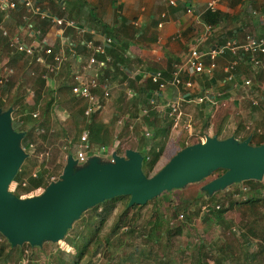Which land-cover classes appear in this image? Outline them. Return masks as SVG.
I'll list each match as a JSON object with an SVG mask.
<instances>
[{
    "label": "crops",
    "instance_id": "1",
    "mask_svg": "<svg viewBox=\"0 0 264 264\" xmlns=\"http://www.w3.org/2000/svg\"><path fill=\"white\" fill-rule=\"evenodd\" d=\"M170 1L172 0H33L41 5L48 15L73 19L78 24L77 28L67 27L64 30L54 25L49 18L50 22L46 24L45 19L36 14L30 6L20 5L17 9L6 12L0 10V23L11 35H19L21 40L34 45L37 51L43 53L46 61H51L47 59L50 55L44 52L47 46L61 50L64 54L61 69L57 73L48 72L44 65L34 63L31 56L9 46L10 49L9 38L0 34V61L8 60L9 65L14 68V74L11 76L13 80L10 78L7 82H15V89L19 88L21 91L25 89L26 100H32L38 95L41 98L45 89L53 92L64 82L73 84L78 82L80 77L90 78L97 70L85 67L90 57L95 55L98 60H103L105 55L96 53L93 46H87L85 50L79 51L77 45L79 41L89 40L93 41L94 45H107L106 38L110 37L115 45L110 49L109 56L112 60L106 68L109 69V73L105 76L113 83L111 97L100 118H92L99 127H102V136L92 139L89 129L86 128L93 152H100L95 143L105 147L102 155L106 157H110L112 152L119 148L122 151L121 153L117 151L120 155L130 148L148 155H151L152 149L156 153L164 149L157 161L158 166L166 155L167 138L182 128L186 129L187 134H204L202 141L207 135H218L217 132L220 134L219 138L252 137L253 132L247 131L250 129L249 126L241 127L235 124L236 120L233 118L237 113L245 117L246 111L232 104L241 103L247 98L240 84V75L251 78L253 96L259 101L264 99V79L261 80L259 75L262 71L255 69L247 60L238 66V80L225 81L222 67L233 58L231 53H227L219 57V65L215 72L185 76L192 81L191 87L182 85L177 89L169 85L159 90L156 98L160 103L180 100L183 115L177 125L173 117L150 104V98L157 89L151 75L160 71L163 78L169 80L175 65L186 61V57L199 40H202L200 48L208 49L227 40L242 43L247 34L264 36V0H221L216 10L222 14V21L212 26L202 19L209 0H173L175 4H171ZM187 8H191V11H187ZM29 22L34 25L33 31H30ZM85 31H89L91 37L86 36ZM262 60L264 61V56ZM256 87L262 96L255 95ZM28 89L34 90L35 97L28 95ZM200 97L204 98L203 101L198 100ZM110 104H113V109H109ZM60 106L64 108L65 113L68 112L69 109ZM221 107H227L225 111L228 117L218 125L215 121L211 122V119L215 118L216 111ZM229 120H234L235 123L232 121V126L226 124ZM198 121L201 123L198 124ZM260 130L261 128L258 129ZM135 131H140L144 138L135 137L129 146L124 147L123 142L135 134ZM129 132L132 134H127ZM98 139L102 140L98 142L96 141ZM209 177L202 187L215 178ZM263 180L260 181L264 184ZM208 195L204 193L205 197ZM226 223V226H229V222ZM231 227H228L229 233L232 231L240 234V230ZM181 238L183 247L189 245L188 242L192 243L186 236ZM193 244L200 248V252L204 247L207 249L204 239L197 241L195 238ZM210 245L215 255L211 264H264V222H258L257 226L249 225L246 237L217 236L213 237ZM185 253L187 259L184 260H191L188 251ZM136 254H124L120 259L129 261L133 255L137 261L139 255ZM202 255L194 264H204L202 261L206 256ZM186 263L193 264L192 261ZM172 264L179 263L175 261Z\"/></svg>",
    "mask_w": 264,
    "mask_h": 264
},
{
    "label": "rangeland",
    "instance_id": "2",
    "mask_svg": "<svg viewBox=\"0 0 264 264\" xmlns=\"http://www.w3.org/2000/svg\"><path fill=\"white\" fill-rule=\"evenodd\" d=\"M6 50L8 53L9 49L7 48ZM259 75L261 80H263L264 74L261 72ZM14 84L15 82L9 84L10 91L7 92L5 97L6 105L3 107L4 110L13 107L11 104L21 98L20 96L23 94V91L20 92L19 88L15 89ZM259 88L256 87L257 91L255 92L258 97L262 94L258 90ZM36 89L38 88L36 87ZM62 95L63 97L60 99L62 104H60L69 109L67 113L64 112V108L61 106L58 108L54 106L55 109H52V94L49 89H45L41 94L40 116L38 117V119L42 118L40 122L43 123L40 131L41 135L35 136V141L32 143L33 148L28 151L29 155L26 156L19 168V170L22 169L25 180H27L28 176L38 173L41 165H44L43 167L45 168L48 167L50 174L56 176L63 171L69 154H73L76 159L78 141L83 131L80 127H82L83 122L78 120L77 126L75 123L76 118L71 114L77 111L80 103L73 99L72 96H68L66 92ZM232 104L238 105L247 114L245 117L239 113L235 114L233 118L236 123L232 120L235 124L241 127L243 125V127L249 126L248 132L264 133V99H261L260 104L257 106L253 105L248 98L243 99L241 103L237 104L234 102ZM109 109H113V104ZM226 109L227 107L219 108L211 122L215 121V124L220 125V121H226L228 117ZM23 110L24 105L19 102L18 108L12 112V118H17L27 113L32 115L33 110L27 113L26 111L23 112ZM101 114L102 110L96 113L93 118L99 119ZM232 121L229 120L226 124L228 123L232 126ZM198 122V124L201 123V121ZM259 128H261L260 131H258ZM180 131L181 133L179 134ZM180 131L174 132L173 136L167 138L166 155L155 171L153 170L150 173L151 176L181 149L182 140L186 139L187 132L185 128ZM127 134L132 133L129 132ZM177 134L181 136V139L176 138ZM135 137L144 138L140 131H135V134L123 142V146H129ZM100 140L102 139L96 141L100 142ZM95 144L100 152L103 153L105 151L101 149V145ZM59 164L63 168L57 170L56 165ZM80 165L81 163L78 162L75 166L79 167ZM222 173H224V170L219 169L209 178L217 177ZM205 180L206 178L199 182L190 183L184 188L173 189L169 192L165 191L156 199L144 205L142 209H131L129 216L133 218L130 224H126L124 227L120 226L116 233H113L112 230L117 218L125 209L123 200H118L116 208L104 224L99 220L98 211L89 208L72 224L63 239L57 242L45 241L40 247H32L30 244L25 243L24 250H26V255L24 258L33 260V263L31 262L30 264H73V261L78 256V251L82 249L84 253L80 261L81 264L88 263L90 258L88 254L90 253H97V255L93 257L95 260L92 259L88 264H119L120 256L130 253L139 255L138 260L135 262L137 264H172L175 261L179 264H187L186 262L192 261L194 264L197 258L199 259L203 256L202 254L206 256L202 262L211 264V260L215 258L214 249L210 245L213 237L222 236L228 238L231 236L238 237V235L246 237L249 233V225L255 224L257 226L258 222H264V189L259 188L257 192L249 190L248 197L255 196L260 199L256 206L252 208L247 202H240L236 200L237 197H234L235 195L233 196L234 192L239 191L243 186L250 188L252 183L232 184L214 193L210 199L204 196L205 192L202 189ZM9 189L14 191L16 183L13 182ZM44 190L45 188L43 187L37 188L24 193L21 197L38 195ZM226 208L228 209L223 213L222 218L218 219L216 217L218 211ZM101 210L102 207L99 208V211ZM180 213L184 214L182 219L178 218ZM226 222H229V226H226ZM230 226L240 230V234L232 231L229 233L228 227ZM182 236H186L188 241L192 243L188 242L189 245L183 247L184 245L181 244V242L183 243ZM195 238L197 241L204 239L207 243V249L204 247L202 252H200V248L198 249L193 244ZM86 244L87 246H85ZM186 251L191 255V260H184V258L187 259L185 257ZM18 254L19 252H15V255L9 258L8 262L2 261L0 264H16L18 262ZM164 257L165 259L163 260L162 258ZM139 258H142V260H139Z\"/></svg>",
    "mask_w": 264,
    "mask_h": 264
},
{
    "label": "water",
    "instance_id": "3",
    "mask_svg": "<svg viewBox=\"0 0 264 264\" xmlns=\"http://www.w3.org/2000/svg\"><path fill=\"white\" fill-rule=\"evenodd\" d=\"M12 112L13 107H0V233L12 246L57 242L83 212L116 196L129 195V206L146 204L219 169L224 173L202 187L209 195L234 183L264 177V143L253 145L251 136L240 140L207 135L181 148L152 176L144 173V155L135 149H126L123 155L113 151L110 157L94 153L79 167L69 154L59 179L41 194L19 197L9 187L28 153L21 143L25 132L12 126Z\"/></svg>",
    "mask_w": 264,
    "mask_h": 264
},
{
    "label": "built area",
    "instance_id": "4",
    "mask_svg": "<svg viewBox=\"0 0 264 264\" xmlns=\"http://www.w3.org/2000/svg\"><path fill=\"white\" fill-rule=\"evenodd\" d=\"M221 0H209L207 3V9L216 11L218 4ZM171 4H175L172 0ZM20 5L30 6L32 10L38 14L42 19L49 18L51 22L58 26L61 30L66 29L67 27H78V24L73 19H68L59 16L48 15L47 12L33 0H0V10L9 11L12 9H17ZM187 11H191V8H187ZM33 23L29 22L30 31H33ZM83 31V29H81ZM0 34L4 37L9 38V46L12 49H15L18 52H23L33 58V62L39 65H44L48 72L57 73L63 64L64 54L61 50L55 51L52 46H47L44 49L45 54L52 56L50 62L46 61L44 55L41 51H37L34 45H30L19 37V35H11L9 30L0 23ZM34 34V33H33ZM112 38H106L105 43H111ZM202 40H199L198 43L191 49L189 56L186 57V61L181 64H176L172 72V76L169 80L163 78V75L160 71L153 73L151 75L152 81L157 85L156 92L152 94L150 98V104L159 108L161 111L166 112L170 117H173L175 124H179L183 112L181 109L180 100H171L167 103L158 102L156 95L159 90L167 88L169 85L179 89L182 85L185 87H191L192 81L185 77L187 75H192L196 73H213L218 68V59L220 56H224L227 53H231L233 58L222 67V72L225 76V81L229 79L238 80L239 73L237 71L238 66L243 61H248L251 65L264 73V61L262 57L264 56V36H254L252 34H247L245 36L244 42L239 43L234 40H227L223 44H218L212 48L202 49L200 48ZM87 46H93L96 53L104 54L105 57L103 60H98L95 58V55H92L85 66L86 68L97 69L95 74L90 78H79V81L72 86V92L75 95L78 101H81L86 104L85 114L88 117L89 121L93 116L103 110L105 104L111 97V91L113 83L109 80L104 73V70L107 68L108 64L112 60L111 57L106 54L105 45L97 44L94 45L93 41L89 40L86 42ZM0 66L2 67V74L0 75V83L8 81L11 76L14 74V68L9 65V61L2 59L0 61ZM46 76V75H45ZM241 85L243 86L246 97L251 99L253 105H259V99L253 96V80L249 77H242ZM28 95L35 97V92L33 89H28ZM203 97H200L198 100L203 101ZM41 101L38 103V108L33 110L32 115L35 118L40 116L39 106ZM147 110L145 111V113ZM33 148V144L29 145V148L24 147L25 150H30ZM102 150H105L104 146H101ZM92 145L90 142L88 130H83L80 140L79 147L77 149L76 159L79 163L83 164L86 162L89 155L94 154ZM97 154L102 155V152ZM242 192L238 193L237 198L240 200L247 199V193L249 188L242 187ZM220 207V206H218ZM184 217L183 213L178 215L179 219ZM28 262L27 258H22L21 263L26 264Z\"/></svg>",
    "mask_w": 264,
    "mask_h": 264
},
{
    "label": "trees",
    "instance_id": "5",
    "mask_svg": "<svg viewBox=\"0 0 264 264\" xmlns=\"http://www.w3.org/2000/svg\"><path fill=\"white\" fill-rule=\"evenodd\" d=\"M202 19L208 25L212 26V25H216L218 22L222 21V14L218 10H216V11L212 10L211 11L209 9H206L205 13L203 14ZM45 21H46V24H49V22H50V20L48 18L45 19ZM84 33H86L85 34L86 36H88V35L90 36L89 31H85ZM86 42L87 41H84V42L79 41L78 45L76 44L77 47H79V49H80L79 51L85 50V48L87 47ZM114 45H115V42L113 40L111 43H107V45L105 44V50L107 51L108 55H111L110 49ZM82 48H84V49H82ZM54 50L57 51V49H55V48H54ZM23 54H25V53H23ZM15 57H16V55H15ZM47 59L52 60V56H47ZM10 63H11V59H10ZM104 73H105V75H108L109 69H105ZM9 84H11V82L9 83L6 81L4 83H0V107H2V108L6 105V98L5 97L7 95V92L10 91ZM74 84H75V82L73 84L64 82L55 91H53V92L51 91V94H52V100L51 101H52V106H53L52 109H55V107L58 108L62 104L60 99H61V97H63L62 94H64L65 92L67 93L68 96H72L73 99H76L75 95L72 92V86ZM22 91H23L22 92L23 94L20 96L21 98H18L16 101H14L11 104V106H13V111L18 108L19 102L24 105L23 112L26 111V113H27L29 111L31 112L32 110H35V108H37V105L40 101V96L38 95L37 98H34L32 100H26V97H25L26 92H24L25 89ZM20 92H21V90H20ZM77 108H78L77 111H75L74 113L71 114V115H73L74 118H76V120H75L76 125L78 126V122H79L78 120H80V122H83V125L80 128L83 130H85L86 128L89 129L92 139H97V138L101 137L102 136L101 135L102 134V127H99L97 125V123L95 121H93L92 119L89 121L88 117L85 114L86 104L80 103L79 107H77ZM23 115H21L20 117H17V118H13L12 126L17 131L25 132V135L22 138L21 143H22L23 147L29 148V145L35 141V136L41 135L40 131L42 130L43 123L40 122L42 118H40V119L35 118L29 113L23 114ZM41 115H42V113H41ZM180 133L181 132H179V134ZM148 134H150V133H148ZM155 134H157V133H155ZM216 134L220 135L219 132H217ZM202 135H204V134H202V133H199V134H190L189 133V134H187L186 139L182 140L181 148H183L187 145L202 141ZM247 137L248 136H244V137L240 138V140H244ZM176 138L181 139V136L177 134ZM224 138H227V137H224ZM251 143L253 145H260V144L264 143V133L256 134L255 132H253L252 138H251ZM78 147H79V144H78ZM26 151L28 153L29 150H26ZM117 151L121 153L120 148ZM163 151H164V149H162L160 152L156 153L152 149L150 151L151 155H148L147 153L142 152L144 154L143 171L147 176H151L150 173L157 166V161L159 159V156L163 153ZM43 166L44 165L40 166V170L38 173L28 176L27 180L24 179L22 169H20L12 181V183L13 182L16 183V189L13 192L17 196L21 197L24 193H28L34 189L41 188V187L46 188L50 182L60 178L62 172L58 173L56 176L51 175L48 167L45 168ZM59 168H63L62 165H60V164L56 165V169L58 170ZM244 182L252 183L251 187L249 186L250 187L249 190L251 189V190L257 192V191H259V188L264 189V184L259 180L250 179V180H245ZM240 192H242V189H240L238 192H235L233 194V196L235 195L234 197H237L238 193H240ZM212 196L213 195H208L207 198L211 199ZM156 198L157 197H155L153 199H156ZM153 199H151V200H153ZM118 200L124 201V208L125 209L120 214V216L117 218V220L113 226V230H112L113 233H116L119 230L120 226L124 227V225L130 224L131 219L133 218V217L129 216V211L131 209H142L144 205H146L147 203H149L151 201V200H149L146 204H133L132 206H129V201H128V200H130L129 195H122V196L120 195V196H116V197H113L110 199H106L103 202L96 204L94 207H91V208H93V210L98 211L97 215L99 216V220L101 221L102 224H104L106 222L109 215L114 211V209L117 206ZM236 200H238L240 202H247L249 204V206L252 208L256 206V203L258 201H260V199L256 198L255 196L247 197L246 200H240L238 198ZM101 207H102V210L99 211V208H101ZM227 209L228 208L218 211L216 217L218 219H221L223 213L225 211H227ZM156 224H155V226H156ZM158 224H159V222H158ZM0 242H1L0 243V263H2V261L8 262L9 258H11L15 255V252H19V254L17 255L18 262L16 264L21 263V259L26 255L25 254L26 250H24V244L21 246L20 245L12 246V244L8 241V239L5 236H3L1 233H0ZM85 246H87V244ZM135 252H137V251H135ZM83 253H84V251L82 249L80 251H78V256L73 261V264H81L80 261L82 260ZM130 254H133V253H130ZM88 255L90 256L88 263H90L92 261L93 257H95L97 255V253H90ZM133 257L134 256L132 255L131 256L132 259H129V261L121 259L120 264H126L127 262H129L128 264H135L136 260ZM31 262L33 263V260L28 259V262L26 264H30Z\"/></svg>",
    "mask_w": 264,
    "mask_h": 264
}]
</instances>
